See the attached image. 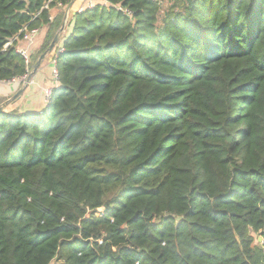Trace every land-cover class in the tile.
Wrapping results in <instances>:
<instances>
[{
	"label": "trees",
	"instance_id": "trees-1",
	"mask_svg": "<svg viewBox=\"0 0 264 264\" xmlns=\"http://www.w3.org/2000/svg\"><path fill=\"white\" fill-rule=\"evenodd\" d=\"M72 2L0 0V82ZM105 2L46 108L0 112V264H264V0Z\"/></svg>",
	"mask_w": 264,
	"mask_h": 264
},
{
	"label": "crops",
	"instance_id": "crops-1",
	"mask_svg": "<svg viewBox=\"0 0 264 264\" xmlns=\"http://www.w3.org/2000/svg\"><path fill=\"white\" fill-rule=\"evenodd\" d=\"M81 2L74 3L72 6V18H69V23L65 27L63 35L60 39L59 44H63L67 38H69L73 33L75 15L79 13L82 9ZM70 11V13H71ZM83 11V10H82ZM70 15V14H69ZM57 17V13H54L52 20ZM64 24V23H63ZM63 26V25H62ZM49 31V26H44L40 28V33L36 37L34 44H29V42L22 39L16 41V49H28L30 51L31 60L39 54L41 51L47 33ZM25 83V82H24ZM24 83H13V82H0V104L6 100L12 98L17 92H19ZM59 86L56 84L52 78V64L51 56L47 58L44 64L41 66L39 71L34 76L32 83L29 87L21 94V96L14 100L12 103L8 104L5 108V112H16V113H41L47 106L44 99V92L46 89H54Z\"/></svg>",
	"mask_w": 264,
	"mask_h": 264
},
{
	"label": "built area",
	"instance_id": "built-area-1",
	"mask_svg": "<svg viewBox=\"0 0 264 264\" xmlns=\"http://www.w3.org/2000/svg\"><path fill=\"white\" fill-rule=\"evenodd\" d=\"M102 4L106 5L105 0H101ZM157 2H162V0H154ZM95 6L92 5V2L90 1L87 8H93ZM44 8H48V5H46ZM120 11H123L124 13H126L128 16H132L133 13L132 11L128 10V9H123L122 7H119ZM82 11V10H81ZM80 11V12H81ZM40 33V29H28L27 27H25L20 35L14 37L12 40H10V42L7 44L6 47L10 46L13 42H16L18 39H22L24 41L29 42V44H34V41L36 39V37L38 36V34ZM17 52L21 54V56L24 58L27 66H30L32 60H31V53L28 49H17ZM64 53V45L63 44H58L53 52V54L51 55L52 60H51V64H52V78L54 80V82L56 84L59 83V74H58V70H57V60L59 58V56ZM28 75H26L25 77L21 78V79H14L12 81H8V82H13V83H24L27 79ZM52 90L53 89H46L44 92V99L46 104L49 103L51 96H52Z\"/></svg>",
	"mask_w": 264,
	"mask_h": 264
},
{
	"label": "water",
	"instance_id": "water-1",
	"mask_svg": "<svg viewBox=\"0 0 264 264\" xmlns=\"http://www.w3.org/2000/svg\"><path fill=\"white\" fill-rule=\"evenodd\" d=\"M76 0H73V2L67 7L66 10V15H65V21L63 26L59 29V31L57 32L54 40L52 41V43L49 45V47L47 48V50L39 57V59L36 61L33 70L28 74V77L23 85V88L17 92L12 98L6 100L5 102L0 104V112L4 111L5 108L8 106V104L12 103L14 100L18 99L21 94L29 87V85L32 83V80L34 78V76L36 75V73L39 71V69L41 68V66L44 64V62L47 60V58L49 56H51L56 48V46L59 44L60 39L63 35V32L65 30L66 27V22L69 18V14L70 11L72 9V6L74 5ZM52 57V56H51ZM52 60V58H51ZM261 240V239H260Z\"/></svg>",
	"mask_w": 264,
	"mask_h": 264
},
{
	"label": "rangeland",
	"instance_id": "rangeland-1",
	"mask_svg": "<svg viewBox=\"0 0 264 264\" xmlns=\"http://www.w3.org/2000/svg\"><path fill=\"white\" fill-rule=\"evenodd\" d=\"M79 1L81 2V8L80 9H82V10L87 9V6H88V4H89L90 1L92 2V5L93 6H96L97 4H101L102 3L101 0H76L75 2L78 3ZM170 6H171L170 0H163V12H162V16L170 8ZM66 10H67V7H63V11H62V13H60L61 16H62V18H63V23L65 21ZM69 18L70 19L72 18V11H71V13L69 15ZM69 18H68L66 24L69 23L68 22L69 21ZM255 237H256L257 242H262V240H260L261 238L259 236L256 235Z\"/></svg>",
	"mask_w": 264,
	"mask_h": 264
}]
</instances>
